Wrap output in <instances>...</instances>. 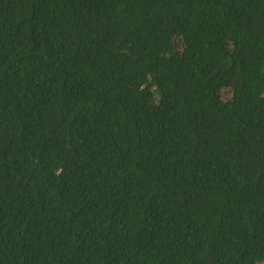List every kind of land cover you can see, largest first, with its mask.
<instances>
[{"label": "trees", "instance_id": "16d2710c", "mask_svg": "<svg viewBox=\"0 0 264 264\" xmlns=\"http://www.w3.org/2000/svg\"><path fill=\"white\" fill-rule=\"evenodd\" d=\"M0 264H264V0H0Z\"/></svg>", "mask_w": 264, "mask_h": 264}, {"label": "rangeland", "instance_id": "374dc122", "mask_svg": "<svg viewBox=\"0 0 264 264\" xmlns=\"http://www.w3.org/2000/svg\"><path fill=\"white\" fill-rule=\"evenodd\" d=\"M229 95H230V93H229L227 90H225V91H224V96H225V97H228Z\"/></svg>", "mask_w": 264, "mask_h": 264}]
</instances>
